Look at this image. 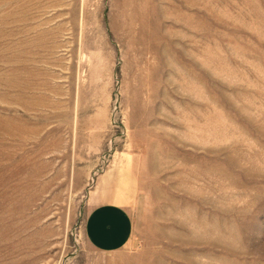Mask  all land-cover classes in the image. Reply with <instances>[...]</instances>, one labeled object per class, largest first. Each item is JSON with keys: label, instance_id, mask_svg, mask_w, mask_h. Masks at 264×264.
Segmentation results:
<instances>
[{"label": "rangeland", "instance_id": "rangeland-1", "mask_svg": "<svg viewBox=\"0 0 264 264\" xmlns=\"http://www.w3.org/2000/svg\"><path fill=\"white\" fill-rule=\"evenodd\" d=\"M0 264H264V0H0Z\"/></svg>", "mask_w": 264, "mask_h": 264}, {"label": "crops", "instance_id": "crops-1", "mask_svg": "<svg viewBox=\"0 0 264 264\" xmlns=\"http://www.w3.org/2000/svg\"><path fill=\"white\" fill-rule=\"evenodd\" d=\"M85 215V235L90 244L101 251H116L131 241L132 218L124 199L114 192L101 198L90 194Z\"/></svg>", "mask_w": 264, "mask_h": 264}]
</instances>
